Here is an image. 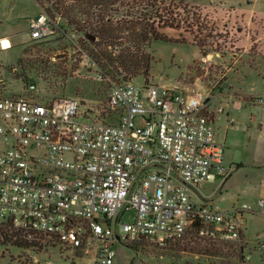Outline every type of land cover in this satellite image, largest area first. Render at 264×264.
I'll return each instance as SVG.
<instances>
[{"label": "built area", "instance_id": "obj_1", "mask_svg": "<svg viewBox=\"0 0 264 264\" xmlns=\"http://www.w3.org/2000/svg\"><path fill=\"white\" fill-rule=\"evenodd\" d=\"M27 31L33 42L56 35L71 42L110 87L102 110L39 94L32 82L29 97L0 98V139L8 144L0 147V222L72 255L79 250L92 264H116L113 246L128 242L160 249L241 242L249 206L221 210L195 200L202 185L228 172L216 96L185 85L112 82L81 51L80 35L44 9ZM128 212L133 219L121 222Z\"/></svg>", "mask_w": 264, "mask_h": 264}, {"label": "rangeland", "instance_id": "obj_2", "mask_svg": "<svg viewBox=\"0 0 264 264\" xmlns=\"http://www.w3.org/2000/svg\"><path fill=\"white\" fill-rule=\"evenodd\" d=\"M188 1L215 24L223 40L206 47L203 56L187 33L164 30L173 39L181 33L187 43L152 41L148 79L130 80L159 86L185 85L217 97L224 108L217 120V140L225 144L223 164L228 172L224 178L202 185L200 193L221 210L250 207L243 214V237L239 243L221 246L228 254L225 258L193 253L192 248L205 245L198 240L161 249L142 241L115 244V263L264 264V207H259L264 194V0ZM40 12L34 0H0V98L29 97L25 90L32 82L39 94L76 97L84 106L102 110L110 84L96 81L95 70L85 64L75 45L58 35L44 42L29 39V23ZM21 57L23 66L19 65ZM0 125H5L1 117ZM0 147L7 148L8 144L0 139ZM132 219L133 214L128 212L121 222ZM10 230L0 222V264H92L91 256L79 250L72 255L69 248H59L45 238L35 240L34 247H16L9 242ZM26 238L32 240V236ZM128 245H135L137 250ZM247 255L250 258L245 260Z\"/></svg>", "mask_w": 264, "mask_h": 264}, {"label": "trees", "instance_id": "obj_3", "mask_svg": "<svg viewBox=\"0 0 264 264\" xmlns=\"http://www.w3.org/2000/svg\"><path fill=\"white\" fill-rule=\"evenodd\" d=\"M52 18L59 16L66 27L80 35L81 51L94 60L101 73L111 80L127 81L135 77L148 79L153 56L148 51L152 41L187 43L168 38L164 30L187 33L191 43L203 56L206 47L223 40L218 28L189 4L188 0H34ZM26 53V50L24 54ZM81 53V52H79ZM24 60L19 59L23 66ZM11 232L9 242L19 248L34 247L38 234L27 240V234L6 223ZM225 247V245H222ZM128 247L137 250L135 245ZM223 247L198 244L193 253L207 258H225ZM242 246H239L242 253Z\"/></svg>", "mask_w": 264, "mask_h": 264}, {"label": "crops", "instance_id": "obj_4", "mask_svg": "<svg viewBox=\"0 0 264 264\" xmlns=\"http://www.w3.org/2000/svg\"><path fill=\"white\" fill-rule=\"evenodd\" d=\"M11 1H15V0H11ZM232 7V6H231ZM232 31V30H231ZM255 41H257V39H255ZM200 195H201V193H200ZM202 196V195H201ZM195 200L197 201V202H200V201H207V202H211V203H213V204H215L214 202H213V200L211 199V198H209L208 196H202V199H200L199 198V196H197L196 195V197H195ZM216 205V204H215ZM217 206V205H216ZM244 206V205H243ZM245 206H247V205H245ZM218 207V206H217Z\"/></svg>", "mask_w": 264, "mask_h": 264}]
</instances>
